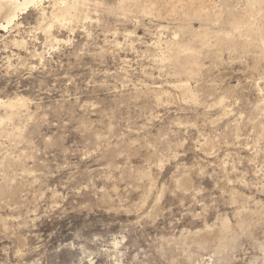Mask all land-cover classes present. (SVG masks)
Returning <instances> with one entry per match:
<instances>
[{
    "label": "rangeland",
    "instance_id": "obj_1",
    "mask_svg": "<svg viewBox=\"0 0 264 264\" xmlns=\"http://www.w3.org/2000/svg\"><path fill=\"white\" fill-rule=\"evenodd\" d=\"M186 1L0 28V264H264V2Z\"/></svg>",
    "mask_w": 264,
    "mask_h": 264
},
{
    "label": "bare ground",
    "instance_id": "obj_2",
    "mask_svg": "<svg viewBox=\"0 0 264 264\" xmlns=\"http://www.w3.org/2000/svg\"><path fill=\"white\" fill-rule=\"evenodd\" d=\"M43 1H48L52 4V9H51V18L56 21V22H61L64 23L65 21H69L72 17H78L79 15H81L83 12H85L88 9V5H90V3L92 1L95 2V4H98V0H0V28L2 29H9L11 27L17 26L19 23L16 22L17 17L20 13H25L26 9H28L29 7H36V6H42V2ZM121 1V6L123 5V3L129 1V0H120ZM207 1V0H205ZM255 3H259V8L262 9L261 5L264 1L263 0H253ZM144 2V1H143ZM170 2V1H169ZM188 4H193L194 2H192V0H187L186 1ZM204 2V0H203ZM209 2V1H208ZM211 2V1H210ZM252 2V1H251ZM131 3V2H130ZM253 3V2H252ZM254 3V4H255ZM256 3V4H257ZM94 4V5H95ZM153 4V3H152ZM160 5V4H159ZM252 5V4H251ZM193 6V5H192ZM195 6V5H194ZM47 9V8H46ZM189 9V6H188ZM196 11L194 12V14L196 16H198L199 18L201 17H205L204 14L205 13L201 12V9L199 7H195ZM141 10L145 11L146 7L143 6V3L141 4ZM190 10V9H189ZM204 10V9H203ZM41 11H42V16H45V9L42 6L41 7ZM261 12L264 13V9L260 10ZM174 12V11H173ZM183 12V16H187L188 13H186V11H182ZM212 13V12H211ZM165 14V13H164ZM175 14V13H174ZM180 14V13H179ZM213 14V13H212ZM85 17H88L87 13L85 14ZM176 15V14H175ZM178 15V14H177ZM250 15V14H249ZM191 16V15H190ZM212 16V15H211ZM214 16V15H213ZM263 16V15H262ZM261 17V16H260ZM264 17V16H263ZM89 18V17H88ZM181 18V16H180ZM212 18V17H211ZM237 18V17H236ZM246 18V17H245ZM238 19V18H237ZM256 19V18H255ZM210 20V19H209ZM257 20V19H256ZM213 21V20H212ZM258 22V21H257ZM261 22V21H260ZM206 23V22H204ZM230 23V22H229ZM238 23H240L238 21ZM259 23V22H258ZM222 24V23H221ZM235 24V23H234ZM257 24V23H256ZM203 25V24H202ZM255 26V25H253ZM257 26V25H256ZM228 27V26H227ZM233 27L236 29V31L238 32H244L245 31H249L252 32L254 34H256L258 36L261 37L262 34L258 33L256 31H254L253 27L251 26L249 21H243L241 24H235L233 25ZM226 28V27H225ZM232 29V28H231ZM257 29V28H256ZM259 30V29H257ZM237 32V33H238ZM261 32V30H260ZM251 34V33H250ZM233 35V34H232ZM240 35V34H239ZM217 36V35H216ZM215 37V36H214ZM231 37V36H230ZM241 38V37H240ZM247 38V37H246ZM257 38V37H256ZM259 38V37H258ZM249 39V38H248ZM262 40V39H261ZM20 41V40H18ZM16 43H18L15 40ZM22 42V41H21ZM253 42V40H252ZM201 43V42H200ZM19 45V44H18ZM170 51L174 52L176 51V48L174 46H170ZM190 56V55H189ZM171 57V56H170ZM173 59V58H172ZM182 60V59H181ZM177 62V61H176ZM182 67V66H181ZM185 68V67H184ZM185 71H191V67H187V69H184ZM183 71V69H182ZM182 86V85H181ZM184 86V85H183ZM26 106V102L19 97H13V98H7V99H1L0 98V108H4L6 111H10L11 113H17L20 111V109H22L23 107ZM18 114V113H17ZM10 115V114H9ZM208 147V146H207Z\"/></svg>",
    "mask_w": 264,
    "mask_h": 264
}]
</instances>
